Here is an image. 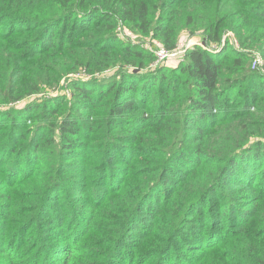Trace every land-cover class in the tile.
Segmentation results:
<instances>
[{
	"label": "trees",
	"instance_id": "trees-1",
	"mask_svg": "<svg viewBox=\"0 0 264 264\" xmlns=\"http://www.w3.org/2000/svg\"><path fill=\"white\" fill-rule=\"evenodd\" d=\"M167 1L0 0L5 100L51 88L78 65L93 72L118 55L121 63L141 56L118 40L117 25L149 33L151 10ZM211 1L217 12L228 3L251 6L249 14L229 11L245 32L249 18L264 26V0ZM161 20L156 31L169 45L171 17ZM207 23L206 40L221 43L220 23ZM207 47L193 45L187 62L169 72L120 67L104 79L70 75L65 105L43 96L0 111V127L11 126L0 133V264H264V72L221 82L223 54L235 53L241 70L245 55L227 44L220 53ZM241 90L231 112L230 97ZM48 111L58 117L55 167L46 152L54 129L26 126ZM151 131L180 138L162 143ZM99 133L109 141L94 168L88 161L97 158L90 148ZM43 157L49 170L41 169ZM132 167L145 176L130 179ZM72 171L82 175H64ZM34 174L38 181L26 182Z\"/></svg>",
	"mask_w": 264,
	"mask_h": 264
},
{
	"label": "rangeland",
	"instance_id": "rangeland-1",
	"mask_svg": "<svg viewBox=\"0 0 264 264\" xmlns=\"http://www.w3.org/2000/svg\"><path fill=\"white\" fill-rule=\"evenodd\" d=\"M171 1L173 3L172 5ZM166 3L167 6L165 9L159 8L151 10V31L149 33H142L122 21L119 22L117 25L118 40L128 42L129 44L135 46L137 49L141 50V56H133L130 58V60L125 61V63H121L118 60L120 58V55H118V57L115 59V61H117L116 64L110 65L109 67L103 70L93 72H88L85 66H75L71 68L66 74H64L59 79V82L51 88H43V91L38 94L27 95L25 97L13 101H6V96L2 91L3 89L0 88V111H4L10 108L21 109L28 103L33 102L43 96H47L52 99V104L61 103L62 105H65L66 103L64 100H62V96L65 95V97L68 99L71 98L73 94V87L67 82L69 80V78L67 77H69L70 75L79 77L83 80H89L96 77L98 79H104V77L115 76L120 67H126L129 70L137 68L141 73L153 71L162 67L163 69L169 72V70L173 67H177L180 62H187V59L185 58L186 51L193 45L200 46V43L203 45V47L208 45V50L213 53H220L227 44L231 45L233 47V50L239 51V53H243L245 55V70H241V64H234L232 61V57L236 55L235 53L225 52L223 54V56L227 55L225 62L227 63L228 68H225L223 70V73L220 76L221 82H223L225 79L233 78L242 73H245V71L255 70L252 67V57L254 53H259L261 57V64L259 65L257 70L264 72V26L249 18L248 21H250L251 23V30L250 32H245L243 27H237L238 23L241 21L239 15L235 14L232 16L229 13V11L235 12L236 10L249 12L251 6H246L243 4V6H240V8L236 5L231 7V4L228 3L223 7V10L217 12L218 6L215 4V2L211 0H181L180 3L176 2V0H170ZM172 11H174V14H171ZM215 15H217V17L213 18ZM164 16L171 17L170 25L173 27V41L169 45L165 44L163 37L159 35L156 31V27L161 25V18ZM209 19L212 21V23H210L212 26H214L217 22H219L221 25V43L219 44H209L212 42L206 40L207 34L205 29L206 25L208 24L207 21ZM242 32H244L245 34L241 38ZM183 47L186 48L182 54H179L177 56H170L163 60L158 59V51L161 49H165L166 51L171 52L174 49H179ZM104 83L105 82H103L102 85H104ZM242 94L243 90H241L240 93L232 94V96L230 97L231 112L238 111V103L242 99ZM99 114L100 113H97L95 111H89L87 113V115L93 118H97ZM57 123L58 117L54 113H52V111H48L47 113H45V115L40 116L37 121L33 122V119L31 118V123L28 124V122H26V126H31L32 128H35L36 126V129L39 130V132H42L44 129L47 128L54 129L55 134L57 135L54 141L55 143L50 146L46 151L47 154L51 153L53 155L54 162L52 164V167H55V165L59 162V159H61L62 157L61 155H59L58 152V149L61 146V141L58 137L59 133L58 128L56 127ZM175 123H177L175 119L170 120L169 125L175 126ZM9 128H11L10 123L6 122L0 127V133L2 131H7ZM15 129L13 131H15ZM98 135L100 138H98ZM148 136L152 139L154 136L156 138L158 136L160 139L159 141H162V143H164L167 137H171V140L169 141L170 144L172 141H175L180 138V133L177 134L175 132H171V134H168L165 132L151 131L150 133H148ZM94 139L91 142L92 146L90 149H92V153L90 154L97 155V158L88 161V163H91L92 167L98 168V162L101 161L103 154L102 143L105 140V133L96 134V136H94ZM107 141H109L108 138L107 140H105L104 143L106 144ZM157 145L158 149L161 151L162 146L160 142H158ZM111 151L113 150L111 149ZM124 156H129V152L126 151L124 153ZM63 158L66 159L65 157ZM47 159V157L41 158V169L43 170L50 169L47 165ZM139 160H141V158L136 159V161ZM114 163L116 162L114 161ZM130 171L132 173L128 176L130 177V179H134L135 177L141 179L145 176L144 174L140 173L139 168L132 167V170ZM70 173L72 176L73 174L75 175V173L77 175H82L79 171H72L64 175L69 176ZM34 181H38L35 179V174L33 177H30L28 178V180H26V182L31 183ZM19 189L27 190V188H24L23 186H19ZM61 195H63V193L60 194V197H62Z\"/></svg>",
	"mask_w": 264,
	"mask_h": 264
},
{
	"label": "built area",
	"instance_id": "built-area-1",
	"mask_svg": "<svg viewBox=\"0 0 264 264\" xmlns=\"http://www.w3.org/2000/svg\"><path fill=\"white\" fill-rule=\"evenodd\" d=\"M201 47H203V45L200 43L199 44ZM186 47H183V48H177V49H174L173 51L171 52H168L166 51L165 49H161L158 51V59L159 60H163L167 57H170V56H177L179 54H182L184 52ZM261 64V57H260V54L259 53H254L253 57H252V67L254 69L258 68L259 65Z\"/></svg>",
	"mask_w": 264,
	"mask_h": 264
}]
</instances>
